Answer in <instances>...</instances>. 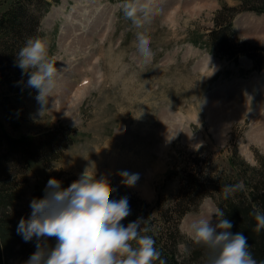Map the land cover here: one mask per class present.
Wrapping results in <instances>:
<instances>
[{"label":"rangeland","instance_id":"374dc122","mask_svg":"<svg viewBox=\"0 0 264 264\" xmlns=\"http://www.w3.org/2000/svg\"><path fill=\"white\" fill-rule=\"evenodd\" d=\"M221 2L238 0H140L153 9L143 29L153 55L142 66L131 56L135 33L126 29L119 0H59L49 6L39 31L63 66L58 87L41 110L27 73L12 74V82L19 79L29 90L0 87V122L14 136L60 123L75 133L57 159L32 162L18 175L21 211L30 214L35 184L53 169L63 170L70 183L91 171L90 179L128 189L154 205L157 196L174 195L179 181L171 173L181 171L188 151L210 153L208 162L217 169H231L232 143L239 161L254 165L255 156H264V70L254 69L246 56L233 60L206 43ZM233 28L249 43L264 45V11L238 13ZM119 169L140 173L135 186L119 183ZM216 207L206 196L181 218L179 259L186 261L188 224Z\"/></svg>","mask_w":264,"mask_h":264},{"label":"trees","instance_id":"16d2710c","mask_svg":"<svg viewBox=\"0 0 264 264\" xmlns=\"http://www.w3.org/2000/svg\"><path fill=\"white\" fill-rule=\"evenodd\" d=\"M58 1L0 0V87L5 85L17 92L28 89L25 82L16 78L12 82L10 79L12 74L17 76L23 71L27 73L18 66L16 53L28 37L40 35L39 23L43 14L52 3ZM246 10L257 13L264 11V0H238L235 4L221 2L213 16L214 25L206 33V43L212 51L233 60L246 56L251 60L253 68L264 70V45L249 43L239 37L233 28L234 17ZM6 110L12 120L13 112L8 107ZM74 133L73 126L60 123L38 133L14 136L0 122V264H24L36 250L35 238L24 241L16 231L18 217L29 215L26 210L21 211L17 207L22 192L18 175L32 162L42 161L47 165L57 159L72 143ZM232 144L227 146V150L231 151L227 160L232 170L214 167L208 162L210 153L202 154L200 148L188 151L187 159L180 166L181 171L171 173L179 181L174 195H168L165 199L157 196L154 205L128 189L117 187L116 192H112L110 189L113 184L100 183L110 197L129 196L131 212L123 218L122 223L127 224L137 216L143 217L145 226L150 229L149 234L154 236L155 246L167 264H191L207 258L208 249L190 238L185 239L188 242L186 261L177 257L178 243L183 239L179 229L180 220L187 212L197 210L206 196L212 198L217 207H222L233 221L232 232L242 231L247 236V243L255 258L264 260V229L256 231V221L250 215L254 208L264 209V156H255L254 165L239 161L236 158V144ZM50 177L61 180L62 186L69 185L71 181V177L63 170L53 169L40 184H35L31 199L44 194ZM92 181L94 179L88 182ZM237 182L240 188L225 198L222 185ZM153 209H157V214L153 213ZM55 243L56 237L47 238L49 247Z\"/></svg>","mask_w":264,"mask_h":264},{"label":"clouds","instance_id":"9594fccd","mask_svg":"<svg viewBox=\"0 0 264 264\" xmlns=\"http://www.w3.org/2000/svg\"><path fill=\"white\" fill-rule=\"evenodd\" d=\"M131 37V56L142 66L153 55L149 40L144 36L153 9L140 0H119ZM47 36H30L16 53L18 66L28 75L27 85L37 89L36 99L41 110L59 84L63 66L49 51ZM119 183L132 187L139 172L119 169ZM91 171L83 172L69 185L50 177L44 194L30 201V214L21 217L16 231L24 241L35 238L36 250L24 264H167L155 246L154 236L145 226L144 218L122 223L131 212L129 196L110 197L99 178L89 183ZM240 188L239 182L225 183L221 189L225 198ZM113 185L110 191L116 192ZM213 214L215 222H213ZM256 221V231L264 229V209L250 211ZM233 221L222 207H216L209 217L193 219L187 234L198 245L208 249L205 264H264L257 260L242 231L232 232ZM56 237L54 246L48 237Z\"/></svg>","mask_w":264,"mask_h":264},{"label":"bare ground","instance_id":"6f19581e","mask_svg":"<svg viewBox=\"0 0 264 264\" xmlns=\"http://www.w3.org/2000/svg\"><path fill=\"white\" fill-rule=\"evenodd\" d=\"M187 1H188V0H187ZM254 26H255V25H254ZM251 28H252V27H251ZM253 28H256V27H253ZM263 91H264V90H263ZM236 95H237V94H236ZM247 96H248V95H247ZM232 97H233V96H232ZM236 98H237V97H236ZM234 99H235V98H234ZM242 100H243V99H242ZM245 103H246V102H245ZM229 104H231V103H229ZM229 104H228V105H229ZM247 104H248V103H247ZM235 106H236V105H235ZM227 108H228V107H227ZM235 109H236V108H235ZM218 111L220 112L221 110L218 109L217 112H216V114H218ZM236 113H237V112H236ZM263 136H264V135H263ZM263 138H264V137H263Z\"/></svg>","mask_w":264,"mask_h":264}]
</instances>
